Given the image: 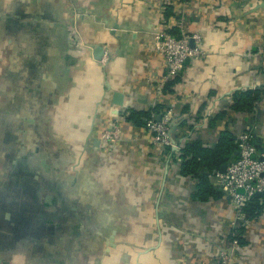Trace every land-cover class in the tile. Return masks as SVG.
Instances as JSON below:
<instances>
[{"label": "crops", "instance_id": "0c3cea01", "mask_svg": "<svg viewBox=\"0 0 264 264\" xmlns=\"http://www.w3.org/2000/svg\"><path fill=\"white\" fill-rule=\"evenodd\" d=\"M161 32L200 37L176 76ZM263 86L264 0H0V264H222L235 209L181 151L244 131L264 151V94L232 107ZM166 109L177 149L127 118ZM241 227L232 264H264V198Z\"/></svg>", "mask_w": 264, "mask_h": 264}, {"label": "built area", "instance_id": "2783aa9c", "mask_svg": "<svg viewBox=\"0 0 264 264\" xmlns=\"http://www.w3.org/2000/svg\"><path fill=\"white\" fill-rule=\"evenodd\" d=\"M194 40L195 44H191ZM198 34L173 36L167 32L157 35L155 47L165 61L168 75L176 76L184 62L201 53ZM198 43V44H197ZM173 113L171 109L164 110L159 120L146 119V126L151 131L156 146L165 149L178 148L170 134V124ZM120 131L117 126L107 128L101 134L103 145L112 149L119 140ZM237 158L227 164L224 172H216L219 187L228 195L235 209V225L244 226L247 223L245 207L257 192H264V151H259L249 131L242 132L238 137ZM238 239L231 240L229 250L220 251L222 264H232V253L238 245Z\"/></svg>", "mask_w": 264, "mask_h": 264}, {"label": "trees", "instance_id": "16d2710c", "mask_svg": "<svg viewBox=\"0 0 264 264\" xmlns=\"http://www.w3.org/2000/svg\"><path fill=\"white\" fill-rule=\"evenodd\" d=\"M264 94V86L262 88L247 89L236 92L234 96L233 109L250 111L255 106ZM151 118L149 113L143 111L131 110L128 114V119L138 126L146 125V121H142L141 117ZM238 149V139L234 135L227 132H222L217 145L213 148L200 147L197 144L186 146L181 151L182 170L186 173H198L199 169L206 171L219 170L225 163H230L237 158L235 151ZM34 184V185H33ZM39 183L35 180L34 183L30 182L32 187H36ZM264 198V192L261 194ZM258 197H253L245 207L246 214L249 211L252 203L257 202ZM238 227V226H237ZM241 227V226H239ZM233 231L231 240L237 238L240 241L241 228Z\"/></svg>", "mask_w": 264, "mask_h": 264}, {"label": "water", "instance_id": "95a60500", "mask_svg": "<svg viewBox=\"0 0 264 264\" xmlns=\"http://www.w3.org/2000/svg\"><path fill=\"white\" fill-rule=\"evenodd\" d=\"M102 52H103V50L101 49V48H98V49H96V54H95V57L98 59V58H100L101 56H102ZM115 95L120 99V96L121 95H119V93H115ZM115 100L117 103H119L120 102V100ZM159 118H160V116L159 115H157L156 116V119L157 120H159ZM170 131H171V129H170ZM235 154H238V151L236 150L235 151ZM226 167H227V163H225V164H223L221 167H220V172H224L225 171V169H226ZM261 196V193H259V192H257L256 194H255V197H260Z\"/></svg>", "mask_w": 264, "mask_h": 264}]
</instances>
